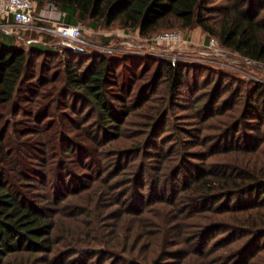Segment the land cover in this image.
<instances>
[{
    "label": "trees",
    "instance_id": "1",
    "mask_svg": "<svg viewBox=\"0 0 264 264\" xmlns=\"http://www.w3.org/2000/svg\"><path fill=\"white\" fill-rule=\"evenodd\" d=\"M33 1L58 10L64 24L117 23L141 37L197 26L264 65V0ZM3 35L0 264H264L263 83L222 84L231 76L214 72V85L178 115L181 64L155 59L152 80L128 99L116 69L134 58L96 56L82 66L92 57L51 36L21 46ZM59 75L48 89L54 96L40 98ZM159 80L162 91L150 95ZM83 111L78 120L69 114ZM48 142L54 163L19 169L16 157L27 153L26 164H46L36 152L51 155ZM66 157L89 172H76ZM38 177L47 194L36 200Z\"/></svg>",
    "mask_w": 264,
    "mask_h": 264
},
{
    "label": "rangeland",
    "instance_id": "2",
    "mask_svg": "<svg viewBox=\"0 0 264 264\" xmlns=\"http://www.w3.org/2000/svg\"><path fill=\"white\" fill-rule=\"evenodd\" d=\"M3 0H0V8ZM36 15L43 17L45 20L49 21H59L60 20V13L58 10L53 9L49 6H44L40 9L36 7ZM48 24V23H45ZM78 26L81 29V34L84 40V45L81 46V49L74 50L71 49L74 53L83 55V56H91L92 59L87 60L84 57L85 61H83V65L85 66L89 62L97 63L96 56H106L110 58L109 60H113V58H134L129 61L125 62V68L119 66L116 69V77L120 82H122V89L126 90L125 98H131L134 94L136 88L148 80H152L155 72L154 68L156 66V60L160 62L170 61L173 64H181L185 66V77L183 79V84L179 89V96L178 97V108L174 109L173 112L175 114H185L188 113V110H184L183 108L191 105L194 96L204 92L205 90L210 89L214 83L216 82V76L214 72H221L231 76L232 79L221 78L222 84H233L236 85L234 78L241 82L249 80L254 82H259L264 84V65L247 62L239 54L236 52L227 49V48H219L216 50H210L207 47V34L200 28V27H193L191 29L186 28H169L160 30L149 37H141L139 36L137 31L125 30L121 28L117 23H114L110 26H100L97 28H90L84 23H79ZM180 33L181 39L179 40H161L159 39L160 35L163 33ZM13 36L15 38V43L21 46H25L26 41L30 37H37L36 33L25 31L23 28L14 27L13 32L12 30L7 34L0 30V40L3 42H7L9 40L8 37H5L3 34ZM45 37H43L44 39ZM211 38V37H210ZM215 38V37H212ZM42 39V40H43ZM216 39V38H215ZM42 42V41H41ZM50 42L55 43L60 48L64 47L60 42V39L57 37H50ZM221 47V46H220ZM216 51L218 56L214 55L212 52ZM212 53V54H211ZM41 57L37 59L39 62ZM56 58L49 59V63H55ZM138 64H140L138 66ZM48 65V63L46 64ZM138 66V67H137ZM164 65H162L163 67ZM38 69V68H37ZM38 71V70H37ZM61 83V76H57L54 83H47L42 95L40 98L43 99L44 94H48L52 98L54 96L55 90L50 92L48 89L52 85H59ZM154 83V82H153ZM155 83H157L155 81ZM156 88H152L149 93L154 92L152 95L155 94L157 96L164 86V81L159 80L156 84ZM131 89V91H129ZM224 88H222L223 90ZM48 91V92H47ZM125 95V94H124ZM149 96V94H148ZM227 96V93L224 92L221 95V99ZM63 100H66L70 104V97L69 96H62ZM240 101V100H239ZM238 102V100L236 101ZM58 105V104H53ZM60 107V106H57ZM82 110V105H79V110ZM86 110V109H85ZM84 110V111H85ZM83 113H73L70 112L69 114L75 119H80L84 114ZM129 119V118H128ZM127 119V121H128ZM89 122L92 118H88ZM173 118L169 117L166 121V124L162 126V129L159 133V138H163L169 133L171 128V124L173 122ZM126 121V122H127ZM69 134L74 132L73 129H67ZM48 152L52 150L51 155H48L46 158L40 152L38 153V161L40 159L46 160V164L43 161L42 164H38V166H34L28 162L25 157L28 155L26 154L25 157H16L18 161L19 169L21 168H32L33 173L35 170L43 171L44 168L47 166L49 162H55L57 159V151L55 144L47 143ZM14 158V157H13ZM67 165H70L72 169L76 172L81 173H88L89 171L82 166L77 165L76 158H68L66 157ZM137 161V159H134ZM6 162V161H5ZM35 163V161H33ZM24 164V165H22ZM31 169L28 170V172ZM11 177L14 176V173H10ZM34 175L35 178V174ZM43 180V177L37 178V185L36 187L38 190H34V195L36 194V200L39 198L37 197L39 193H45L42 184L40 183ZM27 196H32L28 189L25 190ZM38 194V195H37Z\"/></svg>",
    "mask_w": 264,
    "mask_h": 264
},
{
    "label": "built area",
    "instance_id": "3",
    "mask_svg": "<svg viewBox=\"0 0 264 264\" xmlns=\"http://www.w3.org/2000/svg\"><path fill=\"white\" fill-rule=\"evenodd\" d=\"M37 4L33 0H3L0 8V30L9 34L14 27L34 32L37 37H30L26 43L41 42L44 36L57 37L68 48L78 50L84 45L81 29L78 25L64 24L62 21H49L36 15ZM48 23V24H45ZM11 35V33H10ZM161 40H179L180 33H163ZM207 47L216 50L220 47L217 39L208 37ZM218 56L216 51L212 52ZM211 53V54H212Z\"/></svg>",
    "mask_w": 264,
    "mask_h": 264
}]
</instances>
